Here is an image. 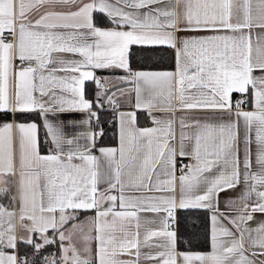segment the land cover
Instances as JSON below:
<instances>
[{"label": "snow or ice", "instance_id": "1", "mask_svg": "<svg viewBox=\"0 0 264 264\" xmlns=\"http://www.w3.org/2000/svg\"><path fill=\"white\" fill-rule=\"evenodd\" d=\"M0 200V264H264V0H0Z\"/></svg>", "mask_w": 264, "mask_h": 264}, {"label": "trees", "instance_id": "2", "mask_svg": "<svg viewBox=\"0 0 264 264\" xmlns=\"http://www.w3.org/2000/svg\"><path fill=\"white\" fill-rule=\"evenodd\" d=\"M94 19L97 24H105L109 21L106 16L101 13H94ZM172 50L165 47L158 48H141L134 46L131 50V62L133 68H145V69H163V68H172L174 63L172 61ZM94 87V83H93ZM90 84V86H85L86 94L88 96H93L94 88ZM107 108V106L105 105ZM101 117L107 118L112 115L111 111L101 110ZM20 118V117H17ZM28 118H36L35 115H29L24 117ZM106 135L102 140L105 144H114L115 139L112 135V130L114 125L105 124ZM178 217L181 220L180 231L183 234L185 240H189L192 237L189 246L199 249L206 250L208 248V244L206 243V235L207 229L209 225V213L207 210H182L178 212ZM20 248H23V245H19ZM183 247V246H181ZM56 246H52L45 250L44 254L46 255L48 252H55Z\"/></svg>", "mask_w": 264, "mask_h": 264}, {"label": "crops", "instance_id": "3", "mask_svg": "<svg viewBox=\"0 0 264 264\" xmlns=\"http://www.w3.org/2000/svg\"><path fill=\"white\" fill-rule=\"evenodd\" d=\"M98 26H101V27H110L111 26V24L108 22V23H105V24H97ZM173 67H174V65H173ZM96 75L97 76H99V77H109V78H114L115 76H119V75H123V72L122 71H120V70H116V71H113V70H98L97 71V73H96ZM93 83L94 82H92V81H88V82H86V84H87V86H90V84L92 85V87H93ZM86 84H85V86H86ZM123 86V85H122ZM94 93H95V91H96V85H95V83H94ZM94 93H93V95H94ZM88 96V95H87ZM88 98H93V96L91 97V95L90 96H88ZM107 106V105H106ZM250 107V106H249ZM77 118H82V116H83V114H74ZM138 115H139V117H140V123H141V126H150V125H148L147 124V122H146V119H145V116H144V114L143 113H138ZM36 117V116H35ZM37 118V117H36ZM36 118H31V119H36ZM62 119L63 118H65V117H61ZM19 119V118H18ZM109 145H111V144H109ZM238 191V190H237ZM236 195V193L235 192H227V193H222L221 194V201L223 202V200L226 198V197H229V196H235ZM0 203H7V200H0ZM222 207H223V203H222V205H221ZM209 213V212H208ZM87 215H91V213H83L82 215H81V219H83L84 218V216H87ZM209 216H210V213H209ZM261 218H264V217H260V215L259 214H257V219H261ZM206 250H208V248L206 249Z\"/></svg>", "mask_w": 264, "mask_h": 264}]
</instances>
